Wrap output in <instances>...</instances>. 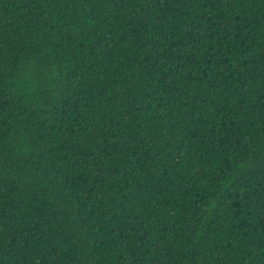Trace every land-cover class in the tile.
I'll return each mask as SVG.
<instances>
[{
	"label": "trees",
	"instance_id": "1",
	"mask_svg": "<svg viewBox=\"0 0 264 264\" xmlns=\"http://www.w3.org/2000/svg\"><path fill=\"white\" fill-rule=\"evenodd\" d=\"M0 264H264V0H0Z\"/></svg>",
	"mask_w": 264,
	"mask_h": 264
}]
</instances>
